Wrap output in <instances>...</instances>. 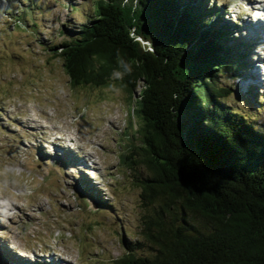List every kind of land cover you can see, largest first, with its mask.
<instances>
[{
    "label": "trees",
    "instance_id": "trees-1",
    "mask_svg": "<svg viewBox=\"0 0 264 264\" xmlns=\"http://www.w3.org/2000/svg\"><path fill=\"white\" fill-rule=\"evenodd\" d=\"M184 1L95 0L48 49L73 86L139 91L121 157L146 172L134 175L142 241L125 240L117 264H264V130L224 101L230 88L217 81L238 74L249 53L236 56L233 30L217 26L220 8ZM121 59L133 72L113 79Z\"/></svg>",
    "mask_w": 264,
    "mask_h": 264
},
{
    "label": "rangeland",
    "instance_id": "rangeland-1",
    "mask_svg": "<svg viewBox=\"0 0 264 264\" xmlns=\"http://www.w3.org/2000/svg\"><path fill=\"white\" fill-rule=\"evenodd\" d=\"M94 1L0 0V264H117L125 240L142 241L134 175L146 172L121 157L138 124L139 91L73 86L48 49L67 39L61 28L76 32ZM199 2L220 8L217 26L233 30L236 56L249 53L242 72L218 78L230 88L224 101L264 130V77L251 79L264 44L247 29L256 20L247 8L264 0Z\"/></svg>",
    "mask_w": 264,
    "mask_h": 264
},
{
    "label": "bare ground",
    "instance_id": "bare-ground-1",
    "mask_svg": "<svg viewBox=\"0 0 264 264\" xmlns=\"http://www.w3.org/2000/svg\"><path fill=\"white\" fill-rule=\"evenodd\" d=\"M249 23V21H248ZM248 23H247V29L250 30V33L251 34H255L253 37L256 38V42L255 43H258L259 45L261 44H264V42H262V40L264 41V20L263 19H256V20H251L250 21V24L248 26ZM261 60H262V66L261 67H264V56L262 55L261 57ZM261 67L259 66H254L252 67V81L255 79L256 82H259V81H262L263 80V71L261 69Z\"/></svg>",
    "mask_w": 264,
    "mask_h": 264
},
{
    "label": "clouds",
    "instance_id": "clouds-1",
    "mask_svg": "<svg viewBox=\"0 0 264 264\" xmlns=\"http://www.w3.org/2000/svg\"><path fill=\"white\" fill-rule=\"evenodd\" d=\"M119 63L123 71H119V70L113 71L112 78L122 80L125 74H131L133 72V66L131 65V63L123 59H121ZM110 87L113 88L117 93L120 91V89L116 88L115 85H110Z\"/></svg>",
    "mask_w": 264,
    "mask_h": 264
}]
</instances>
